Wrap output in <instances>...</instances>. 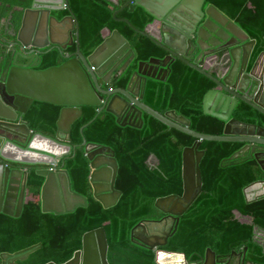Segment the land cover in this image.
<instances>
[{"label":"water","instance_id":"95a60500","mask_svg":"<svg viewBox=\"0 0 264 264\" xmlns=\"http://www.w3.org/2000/svg\"><path fill=\"white\" fill-rule=\"evenodd\" d=\"M121 1L124 4L120 10L128 5L138 6L159 22L157 35L147 30L141 32L127 23L167 54L163 59L138 62L125 88L113 86L130 68L135 54L118 31L114 30L92 54L84 57L79 50L74 17L71 14L62 19L56 17L57 12L69 10L67 0H15L13 6L21 10L19 27L16 30L7 25L0 27V213L20 217L28 171L32 168L43 179L39 192L42 213L60 216L86 208L87 198L72 190L69 174L63 169V162L73 151L71 127L82 116V108L97 107L98 114L105 111L114 116L118 125L136 129L143 127L145 113L195 138V142L182 151V194L156 199L154 207L164 216L158 221L139 222L131 231V242L153 251L156 264H235L232 258L237 259V264H252L246 261L247 248L232 251L225 262L206 249L204 256L191 262L185 254L164 247L175 234L180 217L202 192L200 163L204 151L199 150L202 141L242 143L243 147L227 161L248 154L264 172V128L232 118L238 102L264 115V64L259 74L246 72L256 41L219 9L206 6V0ZM73 45L75 52L65 55ZM45 49L48 50L44 52ZM52 49L60 53L64 62L37 69L41 56ZM175 60L215 84L216 88L205 94L202 107L204 114L226 122L221 136L192 131L190 121L182 115L174 111L160 114L143 103L147 80L164 82ZM208 61L215 62L220 74L207 71ZM34 102L61 107L55 137L32 131L24 121ZM82 146L88 160L93 198L104 209L114 207L122 195L115 189L118 163L114 151L85 140ZM256 189L260 191L253 194ZM243 193L247 203L264 198V180L251 183ZM168 219L172 221L168 230L160 234L148 232L149 224L159 225ZM40 248L38 244L15 253H0V264H22ZM107 254L105 231L98 228L83 235L81 249L63 264H109Z\"/></svg>","mask_w":264,"mask_h":264},{"label":"trees","instance_id":"16d2710c","mask_svg":"<svg viewBox=\"0 0 264 264\" xmlns=\"http://www.w3.org/2000/svg\"><path fill=\"white\" fill-rule=\"evenodd\" d=\"M67 1L69 10H64L62 15L74 17L79 50L84 57L92 54L114 30L129 42L135 60L116 82V87L128 85L138 62L163 59L167 55L148 37L136 33L128 25L130 23L141 32L149 26L158 31L159 22L143 8L128 5L120 10L124 2L110 0ZM14 3L15 0H0V23L12 30L19 27L21 16V10L15 8ZM206 3L219 9L256 41L252 63L264 53V0H206ZM10 14L12 18L7 21ZM69 51L74 52L75 47ZM63 62L64 59L54 53L40 69ZM215 88L210 79L175 60L164 82L147 80L143 103L160 114L174 111L182 115L190 121L192 131L221 136L226 122L204 114L202 107L205 94ZM60 109L34 102L23 119L32 131L53 138ZM98 110L92 106L82 108V116L72 125L69 134L72 155L63 162L72 190L87 198V207L60 216L42 213L39 192L43 179L35 174L34 168L30 169L20 217L0 213V253H15L41 244V248L22 264L51 261L63 264L81 249L85 233L103 228L109 264H156L154 252L133 244L130 234L141 221L162 219L164 214L154 207L156 199L182 194V151L191 147L195 138L169 128L145 113L142 115L143 127L136 129L122 127L114 116L105 111L98 114ZM232 118L264 128V115L244 102H238ZM83 140L114 151L118 163L115 189L122 193L114 207L104 209L92 196ZM242 147L239 142H201L199 150L204 151L200 163L202 192L180 217L177 230L164 250L183 253L186 259L197 262L206 249L212 250L218 260L225 261L232 251L241 252L247 248L246 261L264 264V238L257 239L254 234L255 227L264 231V198L247 203L243 193L251 183L264 180V172L248 154L227 161ZM151 159L155 164H150ZM234 212L250 217L252 221L242 223Z\"/></svg>","mask_w":264,"mask_h":264},{"label":"crops","instance_id":"0c3cea01","mask_svg":"<svg viewBox=\"0 0 264 264\" xmlns=\"http://www.w3.org/2000/svg\"><path fill=\"white\" fill-rule=\"evenodd\" d=\"M110 1H112L114 3H122V2H124V1H121V0H110ZM206 6H209V4L206 3ZM63 12H64V10L60 11V12H57L56 13V17L58 19H62L63 17L67 16V15L63 16L62 15ZM7 21H9V17H8ZM3 25L4 24L0 23V27L3 26ZM146 30L152 35H157V31L151 26L147 27ZM254 47H255V45H254ZM254 47H253V49H254ZM252 52H253V50H252ZM252 52H251V56H252ZM251 56H250V59H249V62H248L247 68H246V72L247 73L251 72L253 74L261 73L262 65L264 64V61H263L264 53H262L253 63L251 62ZM255 64H257V65L254 67ZM205 68L207 69L208 72H210L213 75L214 74H220L215 62H212V61L206 62L205 63ZM259 191H260V189H256V190H253L252 193L256 194ZM23 208H24V204H23ZM22 211H23V209H22ZM234 215H235L236 219H238L242 223H250L252 221V219L250 217L242 216L238 212H234ZM254 234H255V238H257V239L264 238V231L260 230L258 227L254 228ZM53 263H55V262H53ZM55 264H57V263H55Z\"/></svg>","mask_w":264,"mask_h":264},{"label":"flooded vegetation","instance_id":"af4514ba","mask_svg":"<svg viewBox=\"0 0 264 264\" xmlns=\"http://www.w3.org/2000/svg\"><path fill=\"white\" fill-rule=\"evenodd\" d=\"M73 46L75 47V45H73ZM73 46L67 48V50L64 52L65 55L73 54L75 52V51L74 52H70L69 51ZM47 50L48 49H45L44 52L47 51ZM54 53H57L58 55H60V53L56 49H52L49 53L44 54L43 56H41L42 60H41V63H40V65H39V67L37 69H40L41 65ZM35 55H37V54H35ZM113 88H118V87H116V84H115L113 86ZM161 224H162V228H159V225H161ZM161 224H159V225L149 224L148 225V232L150 234H153V233L160 234L162 231H166V230H168L171 227L172 221H171V219H168L167 221H165V222H163ZM154 229H155V232H153ZM232 259H233L232 260L233 263L237 264V259L236 258H232ZM225 261H227V259Z\"/></svg>","mask_w":264,"mask_h":264},{"label":"rangeland","instance_id":"374dc122","mask_svg":"<svg viewBox=\"0 0 264 264\" xmlns=\"http://www.w3.org/2000/svg\"><path fill=\"white\" fill-rule=\"evenodd\" d=\"M150 164H151V165H152V164H155V161H154L153 159H151ZM149 227H150V226H149ZM159 228H162V224L159 225Z\"/></svg>","mask_w":264,"mask_h":264}]
</instances>
